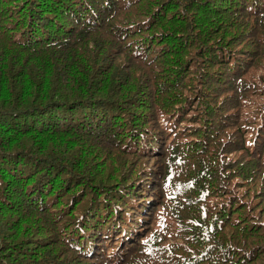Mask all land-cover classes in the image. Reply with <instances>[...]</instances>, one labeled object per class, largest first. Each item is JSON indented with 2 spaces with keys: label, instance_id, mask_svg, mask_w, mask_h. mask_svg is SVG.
I'll use <instances>...</instances> for the list:
<instances>
[{
  "label": "trees",
  "instance_id": "1",
  "mask_svg": "<svg viewBox=\"0 0 264 264\" xmlns=\"http://www.w3.org/2000/svg\"><path fill=\"white\" fill-rule=\"evenodd\" d=\"M0 264H264V0H0Z\"/></svg>",
  "mask_w": 264,
  "mask_h": 264
},
{
  "label": "bare ground",
  "instance_id": "2",
  "mask_svg": "<svg viewBox=\"0 0 264 264\" xmlns=\"http://www.w3.org/2000/svg\"><path fill=\"white\" fill-rule=\"evenodd\" d=\"M46 48V47H45ZM43 54V53H42ZM49 56V55H48ZM43 58V57H42ZM47 59V58H46Z\"/></svg>",
  "mask_w": 264,
  "mask_h": 264
}]
</instances>
